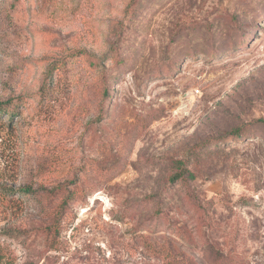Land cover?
Listing matches in <instances>:
<instances>
[{"label": "rangeland", "instance_id": "1", "mask_svg": "<svg viewBox=\"0 0 264 264\" xmlns=\"http://www.w3.org/2000/svg\"><path fill=\"white\" fill-rule=\"evenodd\" d=\"M0 102V264H264V0H0Z\"/></svg>", "mask_w": 264, "mask_h": 264}, {"label": "trees", "instance_id": "2", "mask_svg": "<svg viewBox=\"0 0 264 264\" xmlns=\"http://www.w3.org/2000/svg\"><path fill=\"white\" fill-rule=\"evenodd\" d=\"M54 70H55L54 67L49 69L48 77H51L53 75ZM42 90H44V88ZM12 101H13V99H8V103H11ZM6 113L8 115L10 114V117L13 118L15 116L16 112H15V110H13V108H7L5 106V103L0 102V114H6ZM263 122H264V120H263ZM236 136L241 137L240 134H236ZM179 163H180V166L178 167V170L174 174H172L170 177L171 181L177 182L180 180H190V181L195 180L196 179L195 173L192 170H190L187 167V165H185V162L180 161ZM76 191H77L76 189H73V191L70 192V196H71L70 199H73L76 196V193H77ZM35 192L36 191L33 190L31 187H21L19 193H20V195H23L24 197H29V196H32V194H34ZM42 193L45 194L46 192L43 191ZM192 198H194L193 204H194L195 211L197 210V212L201 211L203 213L202 216H200V218H199V220H201V224H202L201 227L203 228V227L207 226V230H209V228L212 227L214 220L210 219L209 211H207V209L203 206L204 204H203L202 198L198 194H197V196L193 195ZM68 203H70V202L65 200L62 203V207L59 208L63 214L65 213V210L68 206ZM195 228L197 230L200 229V226L198 223L195 226ZM180 229L182 230V227H180ZM8 232H6V233H8ZM11 235H14V234H8V236H10V237H11ZM189 236H190V238H192L191 234ZM141 237H144V236L142 235ZM3 246H4V243H0L1 249L3 248ZM0 256H2V252H0Z\"/></svg>", "mask_w": 264, "mask_h": 264}]
</instances>
